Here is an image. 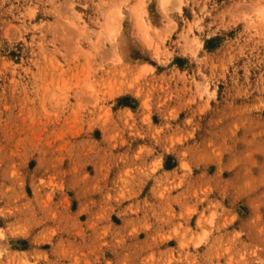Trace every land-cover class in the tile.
<instances>
[{"label":"clouds","instance_id":"1","mask_svg":"<svg viewBox=\"0 0 264 264\" xmlns=\"http://www.w3.org/2000/svg\"><path fill=\"white\" fill-rule=\"evenodd\" d=\"M0 264H264V0H0Z\"/></svg>","mask_w":264,"mask_h":264}]
</instances>
